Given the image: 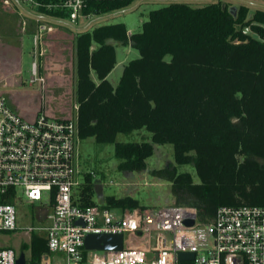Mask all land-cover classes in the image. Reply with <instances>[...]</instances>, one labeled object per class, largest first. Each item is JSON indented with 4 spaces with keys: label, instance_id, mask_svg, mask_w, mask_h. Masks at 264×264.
<instances>
[{
    "label": "trees",
    "instance_id": "16d2710c",
    "mask_svg": "<svg viewBox=\"0 0 264 264\" xmlns=\"http://www.w3.org/2000/svg\"><path fill=\"white\" fill-rule=\"evenodd\" d=\"M137 1L87 0L86 12L101 16ZM11 16L0 11V32L20 31ZM74 43L81 139L116 143L119 168L130 172L146 168L154 144H172L175 163L194 164L200 182L172 163L153 174L170 181L175 203L197 208L202 222L221 206H264V9L250 14L245 4L170 0L152 10L138 32L129 33L124 23L103 24L78 31ZM115 43L140 51L117 86L108 78L118 62ZM142 128L152 133L151 142L117 141L119 133ZM97 192L86 173L82 203L95 204ZM102 203L147 209L130 195L106 196ZM47 248L46 238L34 235V264Z\"/></svg>",
    "mask_w": 264,
    "mask_h": 264
},
{
    "label": "built area",
    "instance_id": "2783aa9c",
    "mask_svg": "<svg viewBox=\"0 0 264 264\" xmlns=\"http://www.w3.org/2000/svg\"><path fill=\"white\" fill-rule=\"evenodd\" d=\"M86 8L87 0H0V11L13 14L22 39L33 38L30 83L44 92L49 42L65 27L84 30L82 23L95 16ZM40 99L41 109L29 119L0 95V233L18 232L24 239L19 252L0 244V264H17L22 252L25 264H34V235L44 236L48 246L37 264H264V206H221L202 222L197 208L176 203L144 210L84 205L78 104L74 118H60L48 112L43 92ZM24 201L35 206L39 224L20 223ZM91 233H123V249H86ZM127 234L143 242L126 244ZM181 252L195 257L180 260Z\"/></svg>",
    "mask_w": 264,
    "mask_h": 264
},
{
    "label": "rangeland",
    "instance_id": "374dc122",
    "mask_svg": "<svg viewBox=\"0 0 264 264\" xmlns=\"http://www.w3.org/2000/svg\"><path fill=\"white\" fill-rule=\"evenodd\" d=\"M193 6H202L207 0H184ZM232 7L245 4L250 14L255 10L264 9V0H222ZM170 0H141L133 5L114 11L109 14L94 16L82 23L81 28L93 29L103 24L124 23L129 33L138 32L143 23L148 20L152 10L167 5ZM1 10V9H0ZM14 19V16L9 17ZM9 21V20H8ZM12 22V20H10ZM55 39L49 42L53 51L45 59L42 76L46 79L45 92L38 82L30 83L31 65L34 59L33 38L25 35L22 39L21 31L15 30V35L9 31L0 32V95L9 98L10 105L26 118H33L42 107L41 94L46 95L48 112L57 117L76 116V70H75V43L76 31L72 27H65ZM249 31V30H247ZM7 33V34H6ZM118 63L109 74V80L114 86L120 82L125 65L132 59L140 57V51L131 45L115 43ZM119 142L152 141V133L145 128L131 133H119ZM116 143H99L93 137L81 139V165L85 173L81 179L85 182V174L92 172L93 181L98 184L95 195L96 202H102L106 196L122 197L130 195L140 201L147 208L154 209L167 204L175 203L171 194V182L153 174V170L160 169L172 163L178 172H190L194 182H200V177L194 164H176L174 147L172 144H154L153 154L146 160V168L142 171H123L119 168L120 160L115 155ZM264 162V160H263ZM21 214H25L20 221L23 226L37 225L35 206L25 201L19 205ZM199 235L208 241L204 227H200ZM126 244H138V238L133 234L125 236ZM24 239L18 232L3 231L0 233V244H6L21 251Z\"/></svg>",
    "mask_w": 264,
    "mask_h": 264
},
{
    "label": "water",
    "instance_id": "95a60500",
    "mask_svg": "<svg viewBox=\"0 0 264 264\" xmlns=\"http://www.w3.org/2000/svg\"><path fill=\"white\" fill-rule=\"evenodd\" d=\"M212 1V0H208ZM188 225H193L194 220L186 221ZM124 246L123 233H91L86 236L85 248L86 249H99V250H121ZM193 252H181L179 254L180 260L194 259ZM17 264H25V254L21 253L20 258L17 259Z\"/></svg>",
    "mask_w": 264,
    "mask_h": 264
},
{
    "label": "crops",
    "instance_id": "0c3cea01",
    "mask_svg": "<svg viewBox=\"0 0 264 264\" xmlns=\"http://www.w3.org/2000/svg\"><path fill=\"white\" fill-rule=\"evenodd\" d=\"M118 63V62H117Z\"/></svg>",
    "mask_w": 264,
    "mask_h": 264
}]
</instances>
